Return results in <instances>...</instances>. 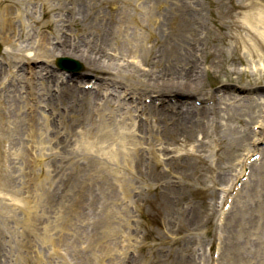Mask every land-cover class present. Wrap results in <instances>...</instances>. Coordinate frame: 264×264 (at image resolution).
<instances>
[{
	"label": "rangeland",
	"instance_id": "obj_1",
	"mask_svg": "<svg viewBox=\"0 0 264 264\" xmlns=\"http://www.w3.org/2000/svg\"><path fill=\"white\" fill-rule=\"evenodd\" d=\"M10 1L0 0V11ZM15 1L25 36L16 46L0 43V93L9 94V100L22 96L23 101L17 117L0 106V264H264V100L242 86L264 75V57L251 58L246 44L219 39L230 32L231 4L247 0ZM78 2L94 6L88 16L83 10L78 14ZM44 9L51 11L44 16ZM237 12L243 20L246 11ZM192 18L196 28L187 36L196 43L193 73L203 88L194 96L174 98L202 113L225 86L239 101L219 103L218 108L241 117L244 124L229 117L224 125L226 120L211 113L202 119L195 110L188 119L165 109L167 118L187 117L183 124L189 140L183 145L173 141L180 124L163 126L140 108L146 100V106L161 107L157 99L162 96L147 80L167 73L174 79L190 66L189 61L170 60L171 49L159 44L187 37L178 27ZM47 20L51 26L42 27ZM102 28L110 39L104 63L116 68L99 75L103 80L93 78L82 61L53 55L52 45L51 52L38 58L52 74L59 72L56 57L75 59L81 65L77 73H60L77 80L80 89L96 87L89 98L101 99L99 106L89 103L71 111L57 98L47 104L39 79L32 92L25 82L20 94L14 82L2 90L9 78L5 75L26 70L23 55L40 52L37 34L49 33L50 44L65 40L96 50L102 46L97 31ZM9 52L14 53L10 59ZM111 97L137 103L139 111L122 115L102 105V99ZM28 113L35 115V124H26ZM101 126L111 135L97 133ZM232 127L247 131L249 142L236 139ZM30 128L37 136L30 137ZM202 137L204 143L196 148ZM216 138L223 139L218 152L212 148ZM238 173L239 179L232 180Z\"/></svg>",
	"mask_w": 264,
	"mask_h": 264
},
{
	"label": "bare ground",
	"instance_id": "obj_2",
	"mask_svg": "<svg viewBox=\"0 0 264 264\" xmlns=\"http://www.w3.org/2000/svg\"><path fill=\"white\" fill-rule=\"evenodd\" d=\"M86 7V9H84ZM94 6L91 3H88L87 6L82 2H78V14H80L83 10L84 16H88L87 12L91 10ZM20 5L18 2L15 0L10 1L9 5L4 6L1 11H0V43L2 42L3 44H8V45H13L16 46V40L19 38H24L25 36V22L21 18V13L19 11ZM237 9H244L246 12L243 15L244 17L243 20L238 19V15L240 12H237ZM70 7H68V11L70 13ZM51 11L50 9H44L42 11V14L45 16L48 14V12ZM189 16V15H185ZM69 21L71 22L70 19V14L68 15ZM229 26L228 28L230 29V32L227 34H222L219 36V39L224 42L228 40L234 41L236 44H246L245 47L247 49L250 48L251 50V58L254 57H264V49H263V43H264V0H247L246 3L244 4H239L236 5L234 3L231 4L230 6V11H229ZM37 19H32L31 21L37 26V24L40 23V20L37 22ZM68 21V20H66ZM15 22H18L19 24L16 25ZM42 27L44 28H49L50 21H45L43 24H41ZM40 27V24H39ZM39 27L38 30H39ZM196 28V18L192 19H185L183 23L179 24L178 29L181 31H184L183 34L187 36V33L189 32V29L193 32ZM262 28V30H258ZM105 28H102L101 30H97L99 35H101V44L100 48H97L96 50H91V46L86 47V48H79L76 45H68L65 40L63 41H56L54 43L51 42L50 44V38L51 36L49 33L44 32L37 34L38 36V46L40 52L36 53H30L29 55H23L26 58V61H22L24 67L26 66V70L24 69V73L22 72V68H17V74L12 76V81L14 82V88L16 86H20V84H23L24 82L28 86V88H31V92L33 91L34 88H36L37 83L34 81L35 79H39L40 82V89H44L45 94H46V103L50 104L52 102L57 100H60V102H66L68 106H65V108H69L71 111L77 109L80 111L82 108H87V104L89 103H96L98 102L99 106V101L101 99L98 98H89L90 90H81L79 88V85L77 84V80H74L73 77H71L68 80H64L60 75L56 74L53 75L51 71H47L44 68V61H39L38 58L39 56L44 54V52L48 53L51 52L50 50V45H52V51L53 55H64L68 54L69 56L80 60L83 62L85 66L88 67V69L94 73L93 78H99L103 80V77H100L99 75H104V74H110L113 69H116L113 66H110L109 64L112 63H104V58L106 57V54L108 53L107 48L109 46V32L104 31ZM97 31L95 34L97 35ZM245 31V34H242V32ZM51 33V32H50ZM53 34V33H52ZM149 37L152 38L154 35L152 32L148 31ZM218 39V38H217ZM259 40V41H258ZM159 42V41H158ZM259 43V44H258ZM165 46L166 49H171L170 54L167 56L170 58V60H176V61H189L190 66L189 67H184L183 70L180 72L176 73L174 76V79H169L167 74H159L157 76H154L153 79L147 80L149 86L152 88H155L157 91L158 96H162V99L160 101L161 104H159L161 107L155 110V106H145L142 105L140 110L146 114L147 116L149 114L152 115L155 119L159 120L163 126H168V123L171 122H176L171 124H180L178 128L179 129V135L173 138L174 142H180L181 144H185L188 142L187 138V132L185 127L186 123L185 120L190 119L188 114H190L191 110H195L193 106H186L183 102L174 99L170 100L171 98L174 97H181L184 95L187 96H192L195 95V93L201 88V85H203V82L200 81L199 75L194 74L195 70V62L193 58L195 57V47L196 43L193 41L192 37H176L175 39L171 38L167 42H163L159 44V46ZM96 46V45H95ZM4 49L1 51L3 53ZM6 53V52H5ZM14 53L9 52L8 57L10 59V56H13ZM109 56L112 58L116 57V54H111L109 53ZM250 56V54H249ZM112 58V59H113ZM154 58L152 59L153 62ZM39 61V62H38ZM240 63V62H239ZM188 64V63H186ZM30 70V73L27 71ZM44 75H42V72H44ZM28 73V75H27ZM144 75V72H142ZM147 75V74H146ZM59 80L55 82L54 77ZM2 78V77H1ZM92 78V79H93ZM229 79V76H227V79ZM97 81V79H96ZM95 81V82H96ZM55 82V83H54ZM87 84L90 83V81L86 82ZM11 84H7L4 88L6 89L9 88ZM57 86H61L64 89H60ZM244 88H247L248 91H257L259 92L258 94H261L259 96V99L264 100V96L262 95V91H264V75H260L257 79L253 80L252 82H249L248 84L244 85L242 84ZM2 88V90H4ZM23 87L20 86L18 93L20 94V89ZM29 88V89H30ZM203 88V86H202ZM201 88V89H202ZM42 89V90H43ZM79 89V90H78ZM105 90V89H104ZM223 96L220 98H217L215 100V104L208 109H203L201 112L202 113H197L201 114V118L204 119L208 113H211L212 115L218 117L222 122L226 120V123L224 125H227V120L230 117L229 121L234 120L236 123H240L241 125L244 124V119L241 117L236 116L234 113H227V109H219L218 105L219 103L223 102H229L231 104H234L236 101L235 98H232L229 94V88L224 87L222 89ZM235 90V89H233ZM80 95H79V92ZM0 98L3 99L4 101L0 102V106L8 110L11 108L12 114L14 117H17L18 114V109L20 108L19 102L22 99L18 98V96L13 97L11 96L10 100L8 97H10L9 94H6V96H2V93H0ZM166 95L172 96V97H166ZM167 98H168V103H167ZM99 100V101H98ZM23 101V99H22ZM103 103L102 105H107L111 110H114L115 112H122L123 114H129L130 112H135L138 107L137 103L133 106H131L129 103H122L118 100H116L114 97L111 98H106L102 99ZM255 104H257L256 100H252ZM166 102V103H165ZM18 105L19 107L15 106ZM93 104V105H94ZM35 105V104H34ZM15 106V107H14ZM31 109V107H29ZM169 109L178 113H181L185 116L186 118L183 119H173V118H167L165 116L164 110ZM98 111V109H96ZM159 110V111H158ZM210 110V111H209ZM139 111V109H138ZM158 113V114H157ZM105 116V115H104ZM35 115H27L26 119L27 122L26 124H35L37 122L35 119ZM181 122V123H180ZM220 122V123H222ZM137 123H141L138 122ZM221 126V124H220ZM231 130L235 134V138L239 139L241 143L248 141L249 142V136L247 134V131H244L241 133V131L237 130L236 128H231ZM145 131L147 129L145 128ZM29 135L31 136H37V131L33 128L28 129ZM97 133H102L103 135H111V131L106 127V126H101L98 127ZM162 133L166 135V132L162 130ZM38 136L40 134L38 133ZM258 140V139H257ZM94 142V141H92ZM196 148H199L203 143V137L199 140H196ZM223 139L221 138H216L214 139V142L212 144V148L214 152H218L221 148ZM95 143V142H94ZM185 154H188V152H185ZM244 164H241V168H243ZM240 173H238L239 176ZM238 176H235L232 178V180H237Z\"/></svg>",
	"mask_w": 264,
	"mask_h": 264
}]
</instances>
